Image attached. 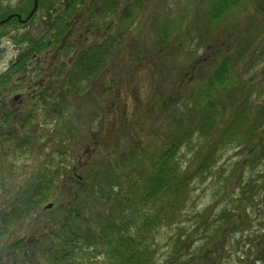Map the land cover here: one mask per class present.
Segmentation results:
<instances>
[{"label":"trees","instance_id":"trees-1","mask_svg":"<svg viewBox=\"0 0 264 264\" xmlns=\"http://www.w3.org/2000/svg\"><path fill=\"white\" fill-rule=\"evenodd\" d=\"M259 3L256 9L264 20V2ZM238 5L237 0L210 1L203 14L207 23L195 28L208 31L209 22L215 23L214 31L222 28L218 22L225 25V13ZM164 23L162 20L161 24ZM155 28L153 46L168 53L169 33L164 25ZM228 29L225 26L220 38L211 44L214 48L217 43L219 48L215 67L200 86L196 83L190 94L178 97V111L169 112L177 128L166 136L163 146L147 150L135 140L133 147L128 144L126 150L119 151L120 162H110L109 158L89 161L85 164L80 191L64 208L53 206L47 211L41 208L48 200H55L53 192L74 182L66 176L64 183L59 184L63 170L61 161L53 164L42 161L34 173L10 193L0 209V264H157L155 234L163 228L171 232L165 264H192L194 255L178 259V251L188 238L185 232L178 231V224L183 222L185 209L191 204L192 189L208 177L218 161V153L228 146L245 153L236 162V168L249 173L245 175L242 171L235 182L219 177L224 196L219 200L223 205L217 213V224L208 223V208L194 215V220L204 229L200 234L204 243L196 252L202 259L201 264H218L205 254L208 244L214 239L218 241L222 234L226 241L231 233L245 230L250 211L256 209L264 218L261 206H264V103H253L249 94L241 96L244 83L238 79L241 59L248 56L247 63L256 61L259 54H264V41L261 47L256 45L255 54L249 52V36L241 38V46L235 45L239 46L238 50H226L221 40L227 38ZM106 47L94 43L93 48L80 52L73 76L66 75L65 68H57L55 81L50 88H45L41 100L47 107L50 98V108L45 114L54 119L55 132L52 133L56 145L71 140L65 116L68 110L83 103V99L78 98L80 79L85 73L101 69L110 58L112 51ZM261 90L264 91V77ZM172 94L168 92L169 97ZM7 117V125L14 123L10 115ZM194 137L200 139L198 150L192 160L184 164L179 157L177 160L176 154L182 147L189 149ZM116 139L117 136H111L113 149L118 143ZM11 140L13 151L22 148L17 134ZM64 150L62 148L60 153ZM90 154L86 152L87 158ZM124 162L129 173H122ZM122 177L124 187L120 183ZM26 219L34 222L31 238L23 235L7 240ZM212 226H216L215 230L208 233ZM258 226L255 233L247 237L248 249H254V256L250 259L248 254L240 258L239 264H264V219ZM235 244H240L239 239Z\"/></svg>","mask_w":264,"mask_h":264},{"label":"rangeland","instance_id":"rangeland-1","mask_svg":"<svg viewBox=\"0 0 264 264\" xmlns=\"http://www.w3.org/2000/svg\"><path fill=\"white\" fill-rule=\"evenodd\" d=\"M208 1L151 0L147 4L149 9L139 20V27L132 28L123 38L122 44H126L128 41L130 43V40H132L131 44H135L133 53H129L130 55L127 56L124 53L126 50H118L102 75L99 74L91 82L87 80L81 84V92L84 94L83 103L76 109L68 110L64 120L67 128L70 129L69 138L71 140L56 145L57 142L53 137L52 145L50 143L49 147H42L41 153L33 152L25 156L22 154L0 155V209L5 199L11 195L10 193L18 188L32 172L34 173L42 161L52 162V164L61 161L60 167H63V170L59 174V184L64 183L66 176L70 180L72 178L74 180L65 189L53 192L55 200L48 201L53 202L54 206L64 208L75 199L80 191L82 178L86 171L85 164L87 165L89 161L109 158L110 162H120L119 151L126 150L128 144L133 147L135 140L147 150L159 149L163 146L168 135L177 128L174 119L169 116V112L178 111V97L190 94L189 92L196 83L200 86L206 74L215 67L218 61V55L215 54L218 53L219 48L216 47L217 43L214 48L211 47V44L220 38L225 26L229 28L230 32L227 33L226 39L221 40L225 42L223 47L226 50H238L242 44L240 43L241 38L244 40L249 36L250 39L247 40L249 52L254 51L255 54L256 45L260 44L261 47L264 41V20L256 9L259 2L262 3L264 0H252L251 2L237 0L239 4L237 8L230 11L226 8L228 13L224 15L225 25L218 22L217 25L222 28L214 31L213 24L215 23L209 22L207 24L208 31L196 29V25L207 23V17L203 14L209 8L210 2ZM162 20H165L164 24H161ZM145 23L146 28L143 32L142 26ZM159 24L160 26L164 25V29L169 33L168 53L153 46L155 27H158ZM139 29H142L140 37L135 36ZM142 43L146 45L144 51H142L144 48L143 45L141 46ZM4 44L6 52L3 61L0 62V72L4 66L3 62L13 57L12 46L6 41ZM237 44L239 46L236 48ZM137 46L140 47L137 48ZM259 55L260 57H256V61L252 63H250L252 60L247 63L248 56L241 59L240 76L238 77L244 83L241 96L249 94L254 100L253 103L257 105L264 103V91L261 90L264 77V54ZM113 71L120 80L118 88L114 87V91L118 92L115 99H113L114 94L111 95L109 90H106V94L102 96L96 93L109 85L104 83L114 75ZM14 92L16 91L9 92V95ZM168 92L169 95L173 93L172 98L169 97ZM112 101L114 104L110 107ZM111 109L114 110L112 113H110ZM53 124L54 119L51 122V128H53ZM98 133L101 136L104 133L108 134L103 136L106 143L94 146V143H100V139L96 136ZM91 134L96 136H94V140L90 138ZM110 135H117L118 143L115 149L111 148L114 140L111 141ZM199 142L200 139L194 137L190 141L189 149L182 147L179 153L177 152V160L179 157L182 163H189L198 150ZM38 143H40V139H38ZM9 145L8 143L6 147ZM62 148L65 150L60 153ZM86 149L89 153L91 152L88 158ZM244 156L245 153H239L233 146L225 147L220 154L218 153V161L208 177L202 182H197L192 189L191 204L185 209L187 216L183 214V222L178 224V231H183L188 235L183 243L184 246L178 251V259L194 255L195 259L192 264L202 263V259L197 257L196 252L204 243L200 239V234L204 229L203 225L196 222L193 217L197 215L196 213L208 208V223L217 224L215 221L217 213L223 205V202L219 200L224 196V188L219 177L228 178L234 182L240 179L243 170L236 168V162ZM82 164L84 165L82 166ZM122 164L124 165L122 173L124 171L129 173L127 163ZM248 173L249 171L246 169L243 171L245 175ZM88 178H90L89 175ZM120 183L124 187L125 179L123 177L120 178ZM218 186L219 190H217ZM261 206L264 208L263 205ZM247 216L245 230L231 233L226 241H224L225 235L222 234L218 241L214 239L208 244L205 254L211 256L210 258L216 260L218 264H239L238 260L244 259L248 254L250 259L253 258L254 249L249 251L247 237L255 233L264 218L263 215L256 213V209L253 212L250 211ZM33 227L34 222L31 219H26L10 233L7 240L11 241L23 235L30 239ZM215 228L216 226H212L208 233L213 232ZM170 235L171 232L166 231L165 228L158 229L155 234L154 246L157 248V264L166 263L165 257ZM238 239L240 244L237 246L235 241Z\"/></svg>","mask_w":264,"mask_h":264},{"label":"flooded vegetation","instance_id":"flooded-vegetation-1","mask_svg":"<svg viewBox=\"0 0 264 264\" xmlns=\"http://www.w3.org/2000/svg\"><path fill=\"white\" fill-rule=\"evenodd\" d=\"M149 2L151 0H37V7L28 17L35 0H0V62L6 52L4 42L13 48V57L3 62L0 72V154L25 156L41 153L42 147L52 145L50 121L53 119L45 114L50 108V98L46 107L41 97L45 88L53 84L56 69L65 68V74L73 76L80 52L93 48L94 43L107 46L112 51L110 58L101 69L85 73L79 82L81 88L82 83L102 75L118 50H126L124 53L129 56L135 44H131L130 39V43L122 44L123 38L132 28L139 27ZM142 28L144 32L146 23ZM141 32L139 29L135 36L140 37ZM142 45V51L146 50V45ZM113 74L104 83L109 85L97 94L102 96L109 90L114 94L113 99L117 98L114 87L118 88L120 80L115 71ZM13 91L16 92L9 95ZM83 96L80 90L78 98L83 99ZM113 104L112 101L110 107ZM113 111L111 109L110 113ZM8 115L14 122L11 125H7ZM15 134L22 143V148L16 152L11 142ZM94 136L91 134L90 138L94 140ZM96 136L100 143L94 146L106 143L103 135Z\"/></svg>","mask_w":264,"mask_h":264},{"label":"water","instance_id":"water-1","mask_svg":"<svg viewBox=\"0 0 264 264\" xmlns=\"http://www.w3.org/2000/svg\"><path fill=\"white\" fill-rule=\"evenodd\" d=\"M36 6H37V2H36V0H35V4H34V7H33V10L30 12V14L28 15V17L32 15V13H33V11L35 10ZM9 18H10V16L7 17L5 20H8ZM47 207H51V204H48Z\"/></svg>","mask_w":264,"mask_h":264}]
</instances>
